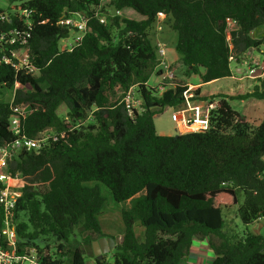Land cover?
<instances>
[{
	"label": "trees",
	"instance_id": "obj_1",
	"mask_svg": "<svg viewBox=\"0 0 264 264\" xmlns=\"http://www.w3.org/2000/svg\"><path fill=\"white\" fill-rule=\"evenodd\" d=\"M12 1L17 11L0 29L30 21L28 50L37 71L15 72L0 61V87L13 89L11 100L0 102V145L14 139L8 126L16 105L28 110L22 120L28 136L48 133L40 148L21 150L9 163L18 174L12 188L20 193L13 210L17 251L35 249L41 264H87L82 246L113 237L98 220L102 184L115 202L130 206L121 209L123 232L112 263L103 254L92 255V264H179L193 238H207L210 264H264V234H239L222 214L240 191L235 217L244 225L264 218V117L250 125L220 99L207 129L162 135L154 116L181 104L187 85L159 91L147 82L161 73L159 41L151 39L158 12L165 14L161 30L176 33L178 59L169 68L182 65L184 75L197 73L205 83L232 74L230 55L264 46V34H251L264 25V0ZM107 6L132 8L141 18L111 15ZM102 10L109 24L98 19ZM77 15L87 18L88 30L67 49L59 41L71 29L57 22ZM227 18L235 21L230 43ZM130 86L142 101L132 115L121 101ZM247 98L264 100V79L229 96Z\"/></svg>",
	"mask_w": 264,
	"mask_h": 264
},
{
	"label": "built area",
	"instance_id": "obj_2",
	"mask_svg": "<svg viewBox=\"0 0 264 264\" xmlns=\"http://www.w3.org/2000/svg\"><path fill=\"white\" fill-rule=\"evenodd\" d=\"M109 1V0H105ZM17 10L12 12L15 13ZM18 14H24L23 11H18ZM165 14L157 13V30H161V20ZM10 18V13L0 12V21H6ZM99 21L104 22V18L99 16ZM26 27H12L10 29H0V49L6 50L0 56V61L4 64H9L15 72L23 70L25 73H35L37 70L31 63V56L28 50V38L30 37V21L28 19L23 21ZM58 24L66 25L71 30L76 32V35L71 41L64 44L67 49H71L73 45L79 41L83 34L88 30L87 18L84 15H77V17H61ZM235 21L226 19V38L230 43L231 31L235 28ZM68 40V37L62 39ZM231 46V44H230ZM257 49V48H256ZM254 49L243 53L239 58L233 54L229 56L230 63L234 62L233 71L238 70V74L260 80L264 79V52L263 56L252 53ZM157 51L160 56L164 55V44L157 42ZM252 53V54H251ZM164 74L170 78H175L173 70L169 68L163 61H161ZM18 84L14 83V87ZM184 103L186 109L192 111L191 117L185 120L187 126L191 131L205 130L209 127V113L215 108L217 101L206 102V104H191V98L194 96L192 89L187 87L183 92ZM129 115L134 111H141V99L136 94L135 87L130 86L125 92L121 100ZM28 114V110L20 106H13L12 113L9 118V130L13 134L14 139L0 145V264H41V257L35 249H30L25 252L17 251V231L16 223L13 218V210L16 205L17 197L20 195L19 191L12 188V183L17 179V175H13L9 170V163L13 156L21 150H31L40 148L42 141L47 137L48 133H39L37 137H30L22 127V120Z\"/></svg>",
	"mask_w": 264,
	"mask_h": 264
},
{
	"label": "rangeland",
	"instance_id": "obj_3",
	"mask_svg": "<svg viewBox=\"0 0 264 264\" xmlns=\"http://www.w3.org/2000/svg\"><path fill=\"white\" fill-rule=\"evenodd\" d=\"M110 1V0H109ZM105 1V2H109ZM0 9L4 10L5 12H14L16 10V2H13L12 0H0ZM120 15L132 19H140L141 15L135 12L132 8H122L119 12ZM101 17H103L106 22L109 24V14L105 11H101ZM252 36L259 38L262 37L264 34V25L259 26L257 29H255L252 33ZM76 35V32L73 30L70 31L68 40H60L59 45L64 46L67 42L71 41V39ZM151 39L155 42L159 41L160 43L165 45H173L175 46L176 42V33L175 31L166 29L164 31H158L156 32V26H154L151 29ZM264 46L261 45L260 48L254 49L252 51L253 54L263 56V51ZM247 53V52H245ZM251 53V54H252ZM231 69H234V62L231 61L230 63ZM174 75L176 76L175 79H184V67L182 65H177L175 66V69L173 70ZM232 74L238 75V72L235 70L232 72ZM153 75V73H152ZM155 75V74H154ZM161 77V76H157ZM190 79L198 78L199 79V74L197 73H192L190 76ZM243 80V82L246 80H250L249 82L252 84L250 87V90L253 87L254 82L257 81V79H248L247 77H242L240 81ZM242 82V81H241ZM258 82V81H257ZM235 81L229 77H225L220 79L218 82L207 85L203 89L205 91L208 90H214V88L219 85L221 87V91H217L216 93L212 94L213 96L211 97L214 102L217 100L219 101L221 98L224 99V94L222 91H226L227 87L231 85L232 87H237L235 85ZM219 89V88H218ZM217 89V90H218ZM238 89V88H237ZM244 91H247L244 89ZM234 95L237 94H243L244 92L235 90ZM242 92V93H241ZM13 94V89H7L4 87H0V102H6L10 101L12 98ZM196 97L199 99L200 97L196 95ZM192 98H195L194 96ZM196 98V99H197ZM210 99V98H209ZM229 99V98H228ZM229 104L232 109L236 110L237 112L241 113V116L245 120L246 118L249 119L247 120V123L250 125L255 124L258 119L261 117H264V100H240V99H229ZM66 111V108L64 105H61L58 108V113L61 115H64ZM175 111L174 106L164 108L161 112L157 113L154 116V122L156 123V129L157 132L163 133V135H175L176 131L173 127V121H172V113ZM250 114L252 116H250ZM249 117V118H248ZM246 122V121H245ZM254 126V125H253ZM189 129V128H187ZM264 158V157H263ZM100 185V190L102 195L105 197V203L104 207L101 211V213L98 215V220L101 224L103 232L109 234V235H114L115 242H118L120 240V235L122 234L123 231V223L121 220V209L125 208L124 202L117 203L115 202L111 195L109 190L102 184ZM238 197V202L232 207L229 208H224L222 211L223 218L225 222L230 223V227H233L239 234H242L244 231H250V232H255V233H260L264 234V218H260L250 224L244 225L238 218L235 217V210L236 208L242 203L243 201V194L242 192L238 191L237 194ZM135 230L137 233H140L139 230H141V233L138 235V237L142 240L143 235H142V229L138 226L135 225ZM113 236V237H114ZM83 250L85 251V261L87 264H92L93 263V257L92 255V247L89 245L82 246ZM114 248V247H113ZM113 249H110L105 255H106V260L108 263H112V251ZM112 251V252H111Z\"/></svg>",
	"mask_w": 264,
	"mask_h": 264
},
{
	"label": "crops",
	"instance_id": "obj_4",
	"mask_svg": "<svg viewBox=\"0 0 264 264\" xmlns=\"http://www.w3.org/2000/svg\"><path fill=\"white\" fill-rule=\"evenodd\" d=\"M163 30L164 29H162L161 32ZM177 59H178V54H177L174 46L173 45H171V46L170 45H165L164 46V55L161 57V60L166 65L170 66V65L174 64L175 62H177ZM174 69H175V66L172 67V70H174ZM159 70L161 71V73L154 72L153 75L151 74V76L149 77V79L147 81L150 86L157 87L159 89V91H162L166 87H168L170 85H174V84L187 85L188 88L192 89V93H194V90L196 88H199V93L196 94L199 97L210 96V95L216 93L217 91H221V87L219 85H217L214 88V90L205 91L203 88L206 87L207 85H211V84H214V83L218 82L222 78L215 79V80H212V81L204 83V82H201L200 79H198V78L190 79V77L186 76V75H184V77H185L184 79L170 78V77H168V76H166L164 74L165 72H163V67L160 64H159ZM236 72H238V70H236ZM157 76H161V77L157 78ZM228 77L233 79V81H235V83H236L235 85L237 86V87H232L231 85H229L227 87L226 91H224V90L222 91L224 94H226L224 96V99L227 100L228 103H229V99H228L229 96L234 95V93H235L234 91L235 90L238 91V89H239V92L242 91L244 93L247 92V91H250V87L252 86V84L249 82L250 80L249 81L245 80L244 82H243V80H241L242 81L241 82L240 79L243 76H241L239 74L238 75L231 74ZM248 79H251V78H248ZM256 84H258L257 81L254 82L253 86L256 85ZM244 89H246L247 91H244ZM245 100H249L250 101V100H254V99L253 98H247ZM199 102L204 105V104H206V102L207 103L209 102V99H207V100L191 99V104L192 105L196 104V103L198 104ZM165 108H167V107H165ZM174 108H175V111L172 113V121H173L172 125H173V127H174V129L176 131V134H181V133H185V132L191 131V129L185 123V120L187 118L191 117L192 111L186 109L187 107H186V104L184 102H182L181 104H179L177 106H174ZM239 114L241 116V113H239ZM250 116H252V115L250 114ZM247 120L249 121V119H247V118L244 121L247 122ZM155 127H156V123H155ZM187 128H189V129H187ZM160 134L163 135V133H160ZM123 204H125L124 205L125 208L129 207L130 206V201L127 200ZM139 231L141 233V230H139ZM140 233H137V235H139ZM121 236H122V234L120 235V240H121ZM212 259H213V252H212V250L209 247L207 238H193L187 255L180 261L179 264H210Z\"/></svg>",
	"mask_w": 264,
	"mask_h": 264
},
{
	"label": "water",
	"instance_id": "obj_5",
	"mask_svg": "<svg viewBox=\"0 0 264 264\" xmlns=\"http://www.w3.org/2000/svg\"><path fill=\"white\" fill-rule=\"evenodd\" d=\"M111 15L118 13L115 6H107ZM116 245V242L111 236H100L91 242L92 252L97 259H101L103 254H106Z\"/></svg>",
	"mask_w": 264,
	"mask_h": 264
}]
</instances>
